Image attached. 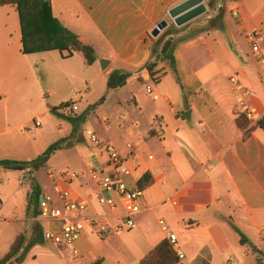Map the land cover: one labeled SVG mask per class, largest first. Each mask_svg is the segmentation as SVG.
I'll use <instances>...</instances> for the list:
<instances>
[{
    "label": "crops",
    "instance_id": "obj_1",
    "mask_svg": "<svg viewBox=\"0 0 264 264\" xmlns=\"http://www.w3.org/2000/svg\"><path fill=\"white\" fill-rule=\"evenodd\" d=\"M185 1L50 0L52 15L81 42L90 45L97 57L88 66L81 56L95 75L93 83L98 80L104 84L99 99L103 98V102L87 117L96 114L105 129L103 142L127 159L131 170V176L124 179L127 186H138L144 175H149L151 183L144 190L135 228L121 233L123 238H100L86 227L72 247H57L44 241L30 248L28 254L39 251L48 264H138L166 239L165 227L175 235L177 247L184 255L179 264H258V260H263L264 130L256 124L264 119V69L253 57L245 33L259 34V43L264 46V0H225L223 9H218L221 0L211 5L210 0H203L208 12L210 9L217 16L220 10V27L182 40L180 37L196 23L178 28L187 26L172 36L181 40L174 50V69L168 62H160L155 75L158 81L153 82L147 71L136 73L150 59L151 44L160 37L153 38L151 32L169 17V10ZM234 8L238 10L236 17L231 14ZM209 16V20L216 17L206 15L202 23H207ZM51 52L54 51L43 53L47 56ZM24 56L18 14L13 7H2L0 72L21 73ZM59 57L64 60L60 54ZM99 60L108 61L104 70ZM114 70L132 73L129 79L145 85V92H130L126 99L127 82L121 88L107 90V77ZM231 78L238 85L231 84ZM147 87L151 94L146 92ZM245 90L252 94L246 100L252 111L249 127H254L248 139H243V132L236 125L237 117L244 114L239 100ZM123 97L127 107L138 112L134 121L125 119L122 113ZM5 101L2 95L0 104L5 105ZM107 102L111 104L108 109ZM59 113L63 114L61 110ZM110 113L118 117L117 122L108 118ZM155 119H159L156 125ZM48 146L44 140L38 143L41 153ZM93 150L88 163L79 161L77 170L65 171L78 175L69 186L74 197L87 199L95 189L88 170L92 165L101 166L103 158L98 150ZM18 173L24 182L28 180L26 171ZM25 188L27 194L29 182ZM41 190L42 195L52 196L42 187ZM99 212L92 202L88 214ZM47 228L44 223V230ZM239 234L247 240L246 244H241ZM105 243L115 251L118 262H112Z\"/></svg>",
    "mask_w": 264,
    "mask_h": 264
},
{
    "label": "rangeland",
    "instance_id": "obj_2",
    "mask_svg": "<svg viewBox=\"0 0 264 264\" xmlns=\"http://www.w3.org/2000/svg\"><path fill=\"white\" fill-rule=\"evenodd\" d=\"M210 14L214 17L217 13L212 14V10L209 9L208 13L191 21L189 24L196 23V25L180 37L181 40L189 38L200 26L206 24L202 22H205V16ZM165 21L167 27L160 32V37H158L162 40L167 37L168 33L176 34L187 28L186 26L178 29L169 17ZM173 26L174 31H172ZM181 40L175 39L176 43ZM44 54L46 53L25 55L21 61L22 70L19 74L10 70L5 73L0 72V97L4 95L6 100L5 105L0 104V133L6 129L10 130L8 133L0 134V160H32L41 153L38 147L40 140H44L48 146L69 136L72 126L52 113L51 109L59 108L60 105L70 101L77 102L79 107L78 112H75V116H77L82 110L90 113L89 109L92 105L100 104L99 99L104 84L102 86L98 80L93 83L95 75L91 73L90 69H87L81 55L76 54L73 58L63 60L59 57V53L54 51L50 53L51 55H47L55 58V60H51ZM45 60L47 61L44 62ZM89 83L91 85L88 91L87 85ZM147 85L152 86L150 83ZM127 88L129 91L124 94L126 99L130 92L138 95L145 92V85L133 78L127 81ZM124 97L120 104L122 113L125 119L134 121L138 117V112L133 107H127ZM107 103L105 106L108 109L111 104ZM110 115L108 118H111V121H118L115 114L110 113ZM96 117V114L91 113L79 128L77 138L62 150L57 151L44 168L31 174L26 172L27 178L28 176L31 177L46 193L53 195V182L48 177V171L55 175L67 170H77L79 161L88 163L90 154L95 149L90 144L91 133L103 142L102 136L105 129ZM36 122L40 124V127L35 126ZM138 124L140 125L139 122ZM1 173H4L5 176H1ZM20 176L16 171L0 168V258L9 250L10 244L18 233L21 232L24 235L26 244L44 230L43 221L37 220V217L29 218L27 210L29 191L26 194L25 188L29 181L24 182ZM18 184H21L22 187ZM22 207L24 209H21ZM24 220L26 222H23ZM29 223L31 226L28 225ZM124 236L120 234L113 236V238L118 240ZM103 246L107 247L112 262H118L119 257L115 251L111 250V247L107 246L106 243ZM66 257H69L67 253ZM19 258L11 264H48L47 259L39 251L34 255L28 254L27 251Z\"/></svg>",
    "mask_w": 264,
    "mask_h": 264
},
{
    "label": "trees",
    "instance_id": "obj_3",
    "mask_svg": "<svg viewBox=\"0 0 264 264\" xmlns=\"http://www.w3.org/2000/svg\"><path fill=\"white\" fill-rule=\"evenodd\" d=\"M215 0H210L209 5ZM10 6L15 8L18 18L21 33V53L24 55L57 51L62 58H71L75 53L80 54L85 64L91 66L97 60L94 49L90 45L81 42L77 35L65 28L53 15L51 11L50 0H0V8ZM221 14L209 20L205 25L200 26L189 38L200 33L207 32L211 29L220 27ZM174 31L175 28H172ZM174 34L168 33L165 39H157L151 44L150 59L136 73L145 70L148 72L151 80L157 82L158 78L155 75L160 62H168L171 69H174L175 59L174 50L176 41L172 37ZM132 73L114 70L107 77V90H115L123 87ZM99 100V102H101ZM68 102L59 106V108L51 109V112L57 115L60 119L68 122L72 126V131L69 136L59 139L50 144L36 158L28 161H17L11 159H1L0 168L7 171L28 172L29 174L37 172L44 168L49 159L65 146L72 143L77 138L79 128L85 123L89 111H83L77 116H66L59 113L61 108L67 107ZM97 104L91 106L89 110H93ZM237 127L243 132V139L250 137L253 128L249 127V121L239 115L236 119ZM257 128L264 130V119L256 124ZM79 142V141H76ZM29 194L27 198V210L29 218H36L37 204L42 190L38 184L28 176ZM151 183L149 175H144L138 181V187L145 190ZM241 244H246L247 240L243 235L239 234ZM43 234L38 233L35 237L25 244V237L19 234L8 253L0 258V264H11L19 260L21 255L35 245L43 244ZM255 254L259 252L253 250ZM263 260H258V264H264ZM138 264H178L177 256L171 245L166 239L161 241L152 251H150Z\"/></svg>",
    "mask_w": 264,
    "mask_h": 264
},
{
    "label": "built area",
    "instance_id": "obj_4",
    "mask_svg": "<svg viewBox=\"0 0 264 264\" xmlns=\"http://www.w3.org/2000/svg\"><path fill=\"white\" fill-rule=\"evenodd\" d=\"M218 9L222 8V2ZM217 9V10H218ZM236 17L238 10H231ZM211 17H208V20ZM245 39L251 46L253 57L264 69V46L259 43V34L246 32ZM231 84L238 85L235 78L230 79ZM146 92L151 94V88L147 87ZM252 96L249 90L241 93L239 106L244 109L243 116L249 120L252 118V111L247 107L246 100ZM79 108L77 102H68L67 107L61 108L66 116H74ZM159 119L154 120V125ZM38 127L39 123L36 122ZM90 144L100 152L103 162L101 166L92 165L88 170V176L94 184V191L87 199L74 197L69 186L77 179L74 172H63L58 176L49 174L54 180L53 195H41L37 204V219L48 225L43 231V239L46 243L57 247H72L74 243L83 236L87 227L92 234L107 238L129 232L135 228V217L141 212L144 190L138 186L128 187L124 179L131 176V170L126 164V158L116 150L115 147L105 144L90 134ZM96 203L100 209L99 213L88 214L90 204ZM1 208V200H0ZM163 225V222H159ZM50 226V227H49ZM166 232V240L171 245L177 256L178 264L184 259L183 253L177 247V240L174 234ZM76 255V252H73Z\"/></svg>",
    "mask_w": 264,
    "mask_h": 264
},
{
    "label": "water",
    "instance_id": "obj_5",
    "mask_svg": "<svg viewBox=\"0 0 264 264\" xmlns=\"http://www.w3.org/2000/svg\"><path fill=\"white\" fill-rule=\"evenodd\" d=\"M207 9L203 3V0H186L181 4L175 6L168 12L169 18L173 21L176 27H182L191 21L199 18L200 16L205 15ZM167 27V23L163 20L154 28L151 32V36L153 38H157L161 31H163ZM99 64L102 70H104L108 61L99 60ZM189 115V113H188ZM187 114H185V117Z\"/></svg>",
    "mask_w": 264,
    "mask_h": 264
}]
</instances>
